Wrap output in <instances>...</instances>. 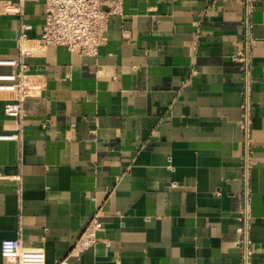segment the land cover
Wrapping results in <instances>:
<instances>
[{
    "label": "crops",
    "instance_id": "0c3cea01",
    "mask_svg": "<svg viewBox=\"0 0 264 264\" xmlns=\"http://www.w3.org/2000/svg\"><path fill=\"white\" fill-rule=\"evenodd\" d=\"M107 1L88 57L38 43L44 0H0V59L29 24L33 80L21 127L0 91V264L5 239L46 264H264V0Z\"/></svg>",
    "mask_w": 264,
    "mask_h": 264
},
{
    "label": "built area",
    "instance_id": "2783aa9c",
    "mask_svg": "<svg viewBox=\"0 0 264 264\" xmlns=\"http://www.w3.org/2000/svg\"><path fill=\"white\" fill-rule=\"evenodd\" d=\"M113 13L115 10L107 0H44L43 25L37 41L43 47L57 46L69 52L95 57L99 49L106 44L107 21ZM30 29L29 24L22 22L18 55L14 58L0 59V66L14 69L12 73L0 74V91L16 93V98L5 105L4 111L7 116L16 120L19 127L25 118L23 104L30 97L33 81L29 66L24 60L31 53L22 47L27 41L26 32ZM232 58L238 62L243 61L239 56ZM244 123L247 125V120ZM18 137V134H0L1 141L16 140ZM102 229L103 223L98 214L93 215L76 241V250L84 252L94 247L98 242V232ZM248 254L246 248L245 259ZM1 255L6 264H46L44 252L23 250L18 242L11 239L1 242Z\"/></svg>",
    "mask_w": 264,
    "mask_h": 264
}]
</instances>
